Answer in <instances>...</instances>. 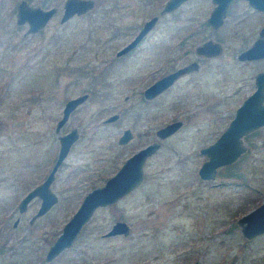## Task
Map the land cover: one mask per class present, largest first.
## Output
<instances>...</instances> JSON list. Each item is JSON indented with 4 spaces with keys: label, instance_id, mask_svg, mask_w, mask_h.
Returning a JSON list of instances; mask_svg holds the SVG:
<instances>
[{
    "label": "rangeland",
    "instance_id": "374dc122",
    "mask_svg": "<svg viewBox=\"0 0 264 264\" xmlns=\"http://www.w3.org/2000/svg\"><path fill=\"white\" fill-rule=\"evenodd\" d=\"M18 1L0 0V264H264V232L247 238L238 223L264 199V126L245 138L250 149L220 166L214 179L197 172L206 157L200 147L212 142L235 113L242 76L262 63L241 67L230 57L238 41H230L222 55L207 62L204 78L199 72L192 91L173 86L146 100L142 89L157 74L159 54L142 50L145 44L130 56L115 53L120 40L163 0H125L121 9L111 8V0H96L86 13L64 22V0H28L57 6L35 33L25 32L27 23H16ZM203 4L190 0L165 13L167 36L175 32L178 13L189 21ZM114 31L120 34L113 37ZM200 32L194 41L202 39ZM85 91L88 97L65 124L80 135L51 184L59 199L30 223L38 198L21 213L18 202L52 167L59 146L55 125L65 101ZM114 112L118 118L104 121ZM175 119L182 125L146 159L143 181L99 207L74 245L45 261L48 246L83 196L136 149L159 140L156 129ZM125 127L134 135L119 144ZM116 220H125L130 231L104 235Z\"/></svg>",
    "mask_w": 264,
    "mask_h": 264
},
{
    "label": "water",
    "instance_id": "95a60500",
    "mask_svg": "<svg viewBox=\"0 0 264 264\" xmlns=\"http://www.w3.org/2000/svg\"><path fill=\"white\" fill-rule=\"evenodd\" d=\"M183 0H167L165 9L169 10L177 6ZM218 1V0H217ZM224 2L225 0H219ZM226 0L225 2H227ZM94 0H64L63 13L60 21L64 22L74 14H82L94 6ZM260 5V4H258ZM225 4H218L211 13L210 21L215 23L222 20L225 12ZM57 6L44 7L32 4L28 0H19L16 4V23H27L26 33H35L45 27L50 18L56 13ZM156 16L146 20L142 28L135 37L118 50V54L128 51L137 41L144 36L147 30L154 24ZM215 19H218L215 21ZM201 53L218 54L222 51V46L212 40L207 41L197 47ZM264 54V44H254L242 51L238 57H254ZM186 69V68H184ZM175 70L169 74L158 78L148 85L144 94L146 97H153L163 90L172 80L180 74L182 70ZM257 80L264 79V71L257 74ZM260 84V83H259ZM264 88L260 85L236 108L234 116L229 120L220 134L210 143L200 147V152L206 157L198 167V175L204 180L215 178L218 168L222 165L234 163L238 158L250 149V145L245 142L244 136L249 132L264 126V104L262 103ZM88 97V92L68 98L62 109V115L57 121L56 129L69 118L71 112ZM119 113L114 112L104 118V121H112L118 118ZM182 125V120H172L156 129L159 138L136 149L126 157L115 172L97 186L91 188L82 198L80 204L72 215L64 222L61 231L48 246L44 260L50 261L64 249L71 247L77 238L82 226L90 220L95 210L99 206H105L116 202L130 190L137 187L145 177V161L161 145L160 140L172 134ZM80 133L77 127L59 135V150L54 164L46 177L38 184L31 187L19 200L18 210L23 212L27 209L28 203L34 197H40L41 203L35 213L30 217V222L43 215L58 201V194L52 189L51 183L55 177L58 166L67 156L72 144L78 139ZM133 136L130 127H126L118 137L119 143L127 142ZM19 217L14 220V225ZM238 223L242 234L251 238L264 232V199L256 207L252 208L238 218ZM130 226L125 220H116L104 235H114L118 233L127 234ZM192 264H198L194 261Z\"/></svg>",
    "mask_w": 264,
    "mask_h": 264
},
{
    "label": "flooded vegetation",
    "instance_id": "af4514ba",
    "mask_svg": "<svg viewBox=\"0 0 264 264\" xmlns=\"http://www.w3.org/2000/svg\"><path fill=\"white\" fill-rule=\"evenodd\" d=\"M94 1L96 3V0H94ZM189 1L190 0H183L177 6L171 8L169 10H166L165 4H166L167 0H163L161 5H160V9L157 12L153 11V13L148 15L146 18L142 19L139 22V25L136 28L135 32H132L130 35L126 34L127 37L124 39L122 38L120 40L122 43H121V46L116 50L115 56H116V58L130 56L134 52L141 50V47L144 44L145 45L143 46L142 50L148 49V51L152 50L154 53L159 54L160 64H159V66H157V68L154 69V72H156L157 74L155 75V73H154L155 78H153V80H151L142 89V97L146 100H151L154 97H157L158 95H160L161 93H164V92L170 90L173 86L179 87L185 93L190 92V90L192 91V89L196 88L198 86V84L200 83L199 82V75H200L199 72L202 73V78H204L207 75V73L209 71L208 66L206 67L207 62H209L212 58H215L217 56L222 55V53L224 52V45H229L230 41L237 40L238 41L237 45L239 46V48L234 52V54L232 56L229 55L231 58L233 57L232 59H234L235 62H237L241 67H246V66H251V65L253 66V65H256L257 63H262V64L256 70L252 71L250 73V76H245V74L242 76V79L240 81L239 86L242 87L243 89L240 88L241 89L240 90V95H241L240 98L241 99L239 98L240 101L235 106V110H236V108L244 101V99H246L250 94H252L258 88L259 85L262 88H264V79L257 80V77H256L259 72L264 71V54H260L258 56H254V57H246V58H239L238 57V55L242 51L246 50L250 46H252L254 44H264V0H228L227 2H225L226 0L224 2H220L219 0L218 1L217 0H204V3H205V4H203L204 9L201 10L199 13L191 15V17L189 18V21L186 20L187 16L183 18L182 13L180 12L181 15L178 13V16L175 17V21H174V24H176L175 25V27H176L175 32L171 31V32H169V35L167 36L166 30H165L166 23L163 22V15L165 13H168V12L169 13L170 12H176V11L180 10L183 7V5L188 3ZM141 3L142 4L145 3V0H142ZM219 3L225 4V7H223V9L225 8V12L222 16V20L220 22L215 23L214 21L213 22L210 21V17H211L212 11L215 9V7ZM125 4H126L125 0H111V8H113V9H121L125 6ZM258 4H260V5H258ZM86 12H84V13H86ZM84 13H82V14H84ZM74 15H76V14H74ZM153 16H156L155 22L147 30V32L144 34V36L142 38H140L137 41V43L134 46H132L128 51L121 53V54H118V50L121 49L123 46H125L127 43H129L135 37V35L138 33V31L142 28V26L144 25L146 20L150 19ZM216 20H218V19H215V21ZM160 23L162 24V26L158 32V35L156 37L149 38L152 34H154L157 26L160 25ZM187 24H189V25L187 26ZM190 26H192V27L189 28ZM227 28H230L231 29L230 32H232V33L227 32ZM200 31H203V33L201 34V36L203 35L202 39H200L199 41H194L196 39V36L200 35V34H198V33H201ZM119 34H120V31H114L112 36L116 37ZM204 34H206V35H204ZM230 35H231V37H230ZM110 39H115V38H110ZM210 40H212L214 42H218L222 46V51L220 53H218V54H207V53H201L197 50V47L199 45H201L207 41H210ZM180 68H182V69L186 68V69L182 70L180 72V74L177 75L172 80V82L170 84H168L163 90H161L160 92H158L155 96H153L151 98L145 96L144 90L148 85L152 84L158 78H161V77H163V76H165V75H167L170 72H173L175 70H179ZM205 72H206V75H205ZM85 92H87V91H85ZM88 95H89V93H88ZM263 95H264V93H263ZM262 103L264 104V97H263ZM64 105H65V103H64ZM64 105H63V107H64ZM58 119H57V121H58ZM68 119L59 127L58 130L56 129V125H57V121H56L55 131L58 133L57 138H58V144L59 145H60L59 135L71 129V128L65 129V124L68 121ZM261 127H263V126H261ZM125 128H123V130ZM123 130H122V132H123ZM255 130L246 134L244 136V139L247 136H250ZM133 135H134V133H133ZM117 141H118V139H117ZM127 142H125V143H127ZM125 143H119V144H125ZM58 150H59V146H58ZM57 154H58V151H57ZM57 154H56V157H57ZM56 157L54 159V162L56 160ZM64 160H65V158H64ZM63 161L58 166V169L62 165ZM54 162H53V164H54ZM55 176H56V173H55ZM54 179H55V177H54ZM54 179H53V181H54ZM41 181H39V182H41ZM38 183H36V184H38ZM135 188H133V189H135ZM132 190H130V191H132ZM36 198H38L39 202L41 203V198L37 197V196H36ZM33 199H35V197ZM33 199H31V201ZM58 199H59V197H58ZM31 201L28 203V205L31 203ZM99 207H101V206H99ZM99 207H97L96 210ZM18 221H19V219H18ZM29 221H30V219H29ZM86 223L82 226V229L86 225ZM17 224H18V222L16 223V225ZM16 225H14V226H16ZM82 229L80 230V232L82 231ZM80 232H79V234H80ZM79 234H78V236H79ZM78 236H77V238H78ZM77 238L75 239V241L77 240Z\"/></svg>",
    "mask_w": 264,
    "mask_h": 264
}]
</instances>
